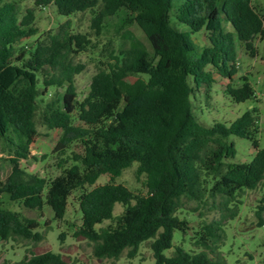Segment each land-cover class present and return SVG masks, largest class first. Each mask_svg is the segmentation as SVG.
I'll return each mask as SVG.
<instances>
[{"label":"trees","instance_id":"16d2710c","mask_svg":"<svg viewBox=\"0 0 264 264\" xmlns=\"http://www.w3.org/2000/svg\"><path fill=\"white\" fill-rule=\"evenodd\" d=\"M178 1L174 16L189 29L186 34L170 26L172 0H33L34 8L22 18L14 0H0V139L14 148V157L8 159L11 172L0 183V195L29 211L47 206L53 218L62 221L69 197L79 191L81 224L74 237L91 243L97 259L117 260L125 250L132 259L140 245L150 241L154 264H218L207 251L214 252L223 223L237 216L240 193L256 190L264 182V150L254 138L256 112L246 111L229 125L205 127L194 116L190 99L195 90L209 91L214 75L229 81L225 91L235 103L254 97L245 77L238 88L231 85L236 75L233 38L254 56L252 43L263 37V18L251 0ZM49 5L65 18L88 12L96 38L110 27L117 37V47L108 52L107 62H99L80 102L74 78L85 67L73 64L72 57L87 52L88 34L69 32L67 23L45 41L15 51L17 41L37 34L35 10ZM132 29L141 33L142 41ZM201 31L208 44L197 53L190 36ZM129 75H143L146 80L139 79L123 93L119 83ZM50 88L64 89V94L60 104L47 103L40 114L48 130L61 132L52 150L59 174L46 180L27 174L19 162L30 157L37 136V100ZM231 136L252 142L255 155L249 164L225 162L235 156ZM77 146L80 151L75 153L72 149ZM133 163L136 179L145 177V196L113 184ZM102 175L111 183L85 190ZM205 198L219 200L221 217L195 233L194 245L200 251L177 248L166 258L163 252L171 248L174 231L189 230L188 223L177 217L182 200L195 202L197 208ZM117 204L123 212L115 218ZM263 213L264 205L256 212L258 227L264 225ZM105 221L113 224L95 230ZM38 228V221L0 205L1 241L39 243L43 235ZM18 264L67 263L61 255L45 252L25 256Z\"/></svg>","mask_w":264,"mask_h":264},{"label":"rangeland","instance_id":"374dc122","mask_svg":"<svg viewBox=\"0 0 264 264\" xmlns=\"http://www.w3.org/2000/svg\"><path fill=\"white\" fill-rule=\"evenodd\" d=\"M18 15L22 18L28 10L34 8L33 0H14ZM178 0H172V8L169 13L170 26L179 33L186 34L189 29L178 23L175 19V12L179 6ZM251 5L263 18V37H257L253 41L255 55L245 50L244 44L239 42L236 36L233 38V51L235 62L232 63L236 70V75L231 82L233 88H238L242 84L241 78L245 77L254 91V97L244 103H235L227 94L226 86L229 81L214 75L215 82L209 91L204 88L195 90L191 95L193 114L197 121L205 127H211L214 123L229 125L239 118L246 111H255L257 117V133L254 135L260 150H264V0H251ZM91 15L88 12L76 14L70 18L61 17L57 14L53 5L35 10V21L33 27L37 34L33 37L21 39L16 42L15 51L20 48L30 49L37 41H45L48 35H55L61 32L65 25L69 23L71 33L88 34L90 46L85 53H80L72 57L73 64H82L85 69L75 76L74 84L77 93V101H82L88 94L92 76L97 72L99 62H107L108 52L116 46V36L112 27L99 38L93 35L90 30ZM226 31H231L230 26L222 19ZM136 37L142 41V35L136 29H132ZM197 48V53L207 46L208 42L203 31L190 36ZM111 41V44L108 43ZM210 70V69H209ZM39 79V89L42 92ZM139 79H145L143 75H129L119 83L123 93L135 85ZM64 89L50 88L45 95L38 100L39 109L35 117L37 136L30 146V157L19 162L20 168L27 174L37 175L46 180L53 179L59 174L56 167L57 159L52 154L61 132L58 130H48L41 121V111L45 104L52 101L61 103ZM235 149L233 159L225 161L232 164H249L255 155L252 142L247 139L229 137ZM192 150H197L194 147ZM14 148L7 145L0 139V183H3L10 175L11 165L9 158L14 157ZM79 152V147L72 149ZM67 155H70L68 152ZM137 163H133L124 170L120 177L113 182L115 185H122L135 196H145V177L136 179ZM111 183L107 175H102L92 187H86L90 191L97 186ZM80 192H74L68 200L67 211L62 221L53 218L52 211L45 206L42 211H29L22 206L12 203L8 195H0V205L3 210L19 212L27 219L38 221L39 228L36 230L43 235V240L39 243L30 241H1L0 240V264H18L25 256L32 254L39 255L45 252L59 254L67 264H154L150 241L140 245L134 258H128L129 250H125L120 258L97 259L93 256L92 244L82 238H75L74 233L81 224V214L78 206ZM204 205L197 207V204L187 199L181 202V209L177 213L180 220L188 223L189 230L186 234L174 231L172 246L163 252L166 258L174 255L177 248H181L187 253H198L194 242L195 233L200 230L203 224L218 221L221 217L219 210V200L212 202L204 199ZM240 205H237V216L233 220L223 223V233L221 239L213 247V253L207 251L209 258L218 264H264V225L258 227L259 220L256 212L264 205V182L253 191L244 190L237 198ZM232 207V206H231ZM197 209L196 211L194 209ZM123 207L115 205L114 217L122 214ZM264 220V213L261 215ZM48 222L49 226H45ZM113 222L105 221L95 226V230L112 225ZM63 235V239L60 236Z\"/></svg>","mask_w":264,"mask_h":264}]
</instances>
